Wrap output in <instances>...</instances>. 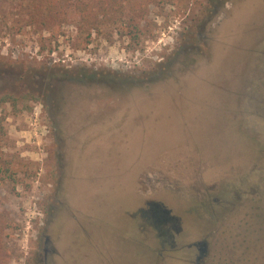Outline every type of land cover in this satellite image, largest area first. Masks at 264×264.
Wrapping results in <instances>:
<instances>
[{
    "label": "rangeland",
    "instance_id": "1",
    "mask_svg": "<svg viewBox=\"0 0 264 264\" xmlns=\"http://www.w3.org/2000/svg\"><path fill=\"white\" fill-rule=\"evenodd\" d=\"M31 4L0 0V264H181L128 212L149 193L196 238L212 231L201 190L236 199L259 183L264 0L152 5L139 42L76 17L42 26ZM250 257L264 264V246Z\"/></svg>",
    "mask_w": 264,
    "mask_h": 264
},
{
    "label": "flooded vegetation",
    "instance_id": "2",
    "mask_svg": "<svg viewBox=\"0 0 264 264\" xmlns=\"http://www.w3.org/2000/svg\"><path fill=\"white\" fill-rule=\"evenodd\" d=\"M258 182L252 188L248 187L244 195L236 192V199L225 194L220 195L222 191L218 182L199 191L198 208L203 212L199 220L209 222L212 231L196 238L185 233L182 215L175 214L163 201L149 193L133 212L128 213L139 217L142 230L150 231L144 233L142 240L148 243V247L160 260H174L172 252H176L175 257L181 264H254L250 256L257 251L261 252L264 246V234L250 232L256 228L251 219H257L258 228L264 231V163L260 164ZM226 199L229 201L225 202ZM240 205L246 207L245 214L248 215L244 222L241 223L233 217L232 222L228 223L231 232L225 234L220 231L230 219L229 215L242 207ZM167 208L171 211H166ZM240 227L245 232L237 233L236 228ZM236 252H241L242 260L235 256Z\"/></svg>",
    "mask_w": 264,
    "mask_h": 264
},
{
    "label": "trees",
    "instance_id": "3",
    "mask_svg": "<svg viewBox=\"0 0 264 264\" xmlns=\"http://www.w3.org/2000/svg\"><path fill=\"white\" fill-rule=\"evenodd\" d=\"M174 0H31L32 17L39 19L42 26L62 25L77 18L78 26L88 35L92 31L104 29H125L132 42H139L146 33L143 21L149 14L152 5L160 7L171 4ZM229 0H207L210 14H216ZM189 33V32H188ZM186 46L197 45V34L189 33ZM195 43V44H194ZM182 45L174 52V57L181 54ZM169 63L160 62L159 70L169 69ZM1 227V226H0ZM3 230L0 228V235Z\"/></svg>",
    "mask_w": 264,
    "mask_h": 264
},
{
    "label": "water",
    "instance_id": "4",
    "mask_svg": "<svg viewBox=\"0 0 264 264\" xmlns=\"http://www.w3.org/2000/svg\"><path fill=\"white\" fill-rule=\"evenodd\" d=\"M166 211H169V212H170V211H171V209H170V208H167V209H166Z\"/></svg>",
    "mask_w": 264,
    "mask_h": 264
}]
</instances>
